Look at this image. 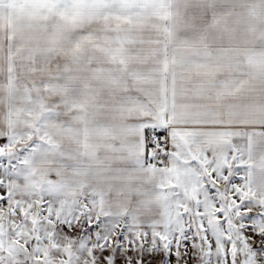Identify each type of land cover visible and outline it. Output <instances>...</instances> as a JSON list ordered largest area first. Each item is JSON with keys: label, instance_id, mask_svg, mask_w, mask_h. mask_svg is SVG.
<instances>
[{"label": "snow or ice", "instance_id": "snow-or-ice-1", "mask_svg": "<svg viewBox=\"0 0 264 264\" xmlns=\"http://www.w3.org/2000/svg\"><path fill=\"white\" fill-rule=\"evenodd\" d=\"M0 264H264V0H0Z\"/></svg>", "mask_w": 264, "mask_h": 264}]
</instances>
